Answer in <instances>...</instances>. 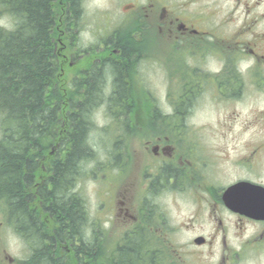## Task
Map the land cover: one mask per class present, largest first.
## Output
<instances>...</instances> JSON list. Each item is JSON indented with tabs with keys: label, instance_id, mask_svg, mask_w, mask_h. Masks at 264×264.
I'll use <instances>...</instances> for the list:
<instances>
[{
	"label": "flooded vegetation",
	"instance_id": "1",
	"mask_svg": "<svg viewBox=\"0 0 264 264\" xmlns=\"http://www.w3.org/2000/svg\"><path fill=\"white\" fill-rule=\"evenodd\" d=\"M247 6L243 11L244 18L234 20L230 16L218 23L161 20V25L157 26L163 35L160 39L171 42L173 53L165 57L163 53H148V48H144L140 63L134 64L139 71L156 68L157 65L165 72V80L167 82L168 79L171 86L157 104L170 109V112L161 114L158 120L170 121L174 129L170 136L160 134L154 142L148 141L144 145L143 151L151 155H148L146 168V171L151 169L146 174L150 177V188L148 195L141 198L144 208L126 192L117 201L120 208L114 216L125 225L123 236L126 241L117 249L131 252V245L135 244L145 248L131 264H264V108L252 106V102L264 94V20H257L253 10L255 4ZM63 7L68 10L66 0ZM13 19L7 29L17 28V19L14 16ZM62 19L61 16L59 23ZM48 42L50 51L52 42L60 46L59 52H55V64L59 67L58 81L64 105H67L69 88L84 91L86 82L93 81V74L96 71L102 74L116 61L115 56L120 55L116 51L111 52V44H108L100 46L96 52L75 56L69 51L73 44L71 33L61 29L54 38L49 29ZM51 58L52 53L49 65ZM106 84L111 93L112 79H108ZM202 103L208 109L203 118L205 132H186L189 128L184 123L194 120ZM237 108L249 110L250 119L246 124L259 126L253 136L257 140L260 136V142L239 143L245 131ZM154 119L146 117L142 121L147 124ZM215 135L223 142L222 146L217 145L219 142ZM204 137L215 143V150L226 161V166L218 165L213 155L205 158L206 154H201ZM234 145L236 149L232 148ZM230 153H234L233 158ZM32 163L28 184L32 207H28V212L35 218L36 183L44 180L39 185L45 184L46 170L38 166L42 173L37 175L34 159ZM1 169L2 165L0 173ZM168 183L184 193L180 199L183 205L189 206L186 218L171 228L162 227L163 219L157 217L152 202L155 199L153 192ZM4 194L0 191V210H3L0 213V264H35L32 261L35 245L24 234L18 220L12 222V208ZM100 210L101 207H97L96 213ZM39 217L45 222L49 220L50 213L41 211ZM183 232L190 233L189 241H166ZM90 234L92 264H109L101 255L102 246L97 243L98 227L95 226ZM75 236L80 238L79 250L82 239L79 234ZM115 249L111 251L109 262L117 258ZM79 254L83 255L80 250ZM170 258L172 260L168 261Z\"/></svg>",
	"mask_w": 264,
	"mask_h": 264
},
{
	"label": "trees",
	"instance_id": "2",
	"mask_svg": "<svg viewBox=\"0 0 264 264\" xmlns=\"http://www.w3.org/2000/svg\"><path fill=\"white\" fill-rule=\"evenodd\" d=\"M58 1L2 0L5 10L17 19V28L13 32L0 33V191L5 193L4 197L11 205L12 222L17 219L29 241L37 246L32 259L35 264H62V259L56 257L54 252L58 251L62 242L73 239L76 234L84 239L79 248L81 253L88 256L93 252L92 242L84 234L87 225L78 194L72 193L74 178L80 165L95 157L87 143L91 125L88 118L92 109L101 105L103 94L107 91L106 81L110 78L112 92L104 100L125 118L130 116L134 108L125 80L128 66L136 58L137 51L134 47L138 43L132 44L127 39L118 41L117 36L125 33L134 35L139 31L137 27L115 31L114 39L111 38L109 43L121 55L115 58L114 65H109L104 70L103 80L101 71H96L91 77L93 81L86 82L84 91H76V87H71V91H68L67 119L64 124L67 131V153L64 159L57 158L49 162L52 175L48 182L37 189L33 218L32 213L28 212V207H32V195L28 192L33 171L32 159L35 160L37 174V167L42 164L49 144L56 141L60 145L63 125L60 113L64 96L58 81L59 67L55 64V52L60 46L52 42L50 51L49 29L52 30V38L58 35L56 28L70 32L73 44L69 51L77 48L74 45L76 36L73 29L80 20L81 0H66L67 11L60 9ZM59 15L63 17L61 23L58 21ZM50 53L52 62L49 65ZM97 95H102L100 100H97ZM122 124L125 132L134 129L127 119ZM117 142L122 147L124 141L119 138ZM41 211L50 213L52 223L49 221V225H46V222L40 220ZM141 246L131 245V252L119 250L117 258L109 264L136 262L143 254ZM130 256L133 258L130 259Z\"/></svg>",
	"mask_w": 264,
	"mask_h": 264
},
{
	"label": "rangeland",
	"instance_id": "3",
	"mask_svg": "<svg viewBox=\"0 0 264 264\" xmlns=\"http://www.w3.org/2000/svg\"><path fill=\"white\" fill-rule=\"evenodd\" d=\"M191 1L192 0H83L81 5L82 18H80L75 24L77 31L81 28L79 36L77 35V40L78 42H81V44L84 43L83 46L86 47L88 44L92 45V42L95 41V39H97V41H95L94 44H99V41L105 40L108 34L112 33V36H114L115 29L118 27L121 29L119 31H127L133 27H137L140 30V26L145 23L147 25L158 23L159 11L153 16V18L148 17L145 21L143 19L144 15L142 12L147 9L149 3H151L154 8H165L166 10H169L170 13L173 11L180 12V14L183 15L184 18H188V20L193 18V16H197L200 20L212 23H218L230 18V16L234 20L244 18L243 11L248 7L247 5L251 4H256V8H253V10L257 14V17H262V15H264V0H198L197 2H194V4H190ZM168 19L172 20L173 18L170 15ZM7 21L9 22L10 20L7 19ZM135 36L136 37H133V35L130 36L125 33L124 35L117 36V39H119L118 41L121 39H127L128 41L130 40L132 44L134 42L138 43V45L135 44L134 47L135 51H137L136 58L130 63V69L125 80L126 84H128L127 88L129 89L134 105L133 111L130 112L128 118L129 120L131 118L138 119L139 116V120L136 122L134 121L135 124L133 125L136 133H133V136L128 134L129 139H127V142L123 140L126 132L124 131L123 124L119 121L124 120V118L115 107L112 105L109 106V103L107 107L101 106L92 109L88 118L91 125L88 131L89 140L87 143L94 151L95 157L93 160L80 165L79 173L81 175L78 176L80 179L78 184L74 187L78 196L84 200L86 210L89 213L90 220L85 228V230L88 231L86 238H88L89 241H91L92 238L90 232L95 227L91 222L93 220V214L101 203L105 204L102 210L98 212L99 217H101L103 238L100 240L98 237L97 243L99 246H102L103 253H101V255L106 258L107 263H109V258L113 253L111 251L121 243V236L124 235L123 232L125 230V225L119 220V218L116 220L115 217L111 216L113 213L112 209H115L118 213V209L120 208L119 203L116 201L117 198L125 196L126 192L127 196L133 195L135 202L138 201L139 206L144 208L143 199L141 198L145 197V192L149 191V189L146 190L147 176L145 175L147 172L149 173V171H151V169L146 171V168L149 165V157L141 150L146 141L156 135L150 128H146L144 124H141L143 114L142 109L139 108V102L144 99V89L139 82H141L143 86L148 87L150 92H152L158 99H162V97L165 96V92L169 86L168 82H165V73L162 70L149 67L146 70L139 71V68L134 66V64L140 63L139 58L143 55L142 52L145 44L144 41L141 40L142 35L140 32ZM148 36L152 41L157 40L162 42L161 40H158L160 36L156 29L149 30ZM164 44L166 45V43ZM160 46L161 44L158 43L157 47ZM113 49L117 50L115 48ZM119 54H121V52H119ZM101 78L103 80L104 74H102ZM101 96L97 95V100H100ZM103 96L105 99V94H103ZM204 105L205 103L200 104L192 122L188 121L184 123L187 128H190L187 132L202 133L198 132V130L205 125V119H202L205 117ZM252 106L258 109H263L264 94L257 97L252 102ZM164 107H162L163 113L168 114V109ZM237 111L240 113L239 121L245 131V135L239 143L260 142V136L258 140L253 136V133L257 131L259 126L246 124L250 119L249 110L245 108H237ZM149 114L150 111L147 112V115ZM61 117L65 124L66 117L64 111L61 112ZM212 122L215 124V120ZM65 134H67V131ZM119 136H121V139L124 141L122 147H120L121 143L117 142ZM201 138L202 137H200V139ZM215 139L219 142L217 145L220 144L222 146L223 142L218 138V135H215ZM60 140L61 143L57 147L55 146L56 141L51 143V146L46 149V156L48 155V152L51 151L55 160L57 158L62 159L65 157L67 153V143L66 137L63 133L62 139ZM202 142L204 148L201 149V154L203 156L206 154L205 158L213 155L217 159V162L219 163L218 165H227L226 161L219 157L220 153L215 150V143L213 141L208 137H204ZM236 145L232 148L236 149ZM115 154L126 155V163H124L125 158L120 156L117 164H114L112 156ZM230 157L233 158L234 153H230ZM45 164L48 165L49 161ZM96 173L97 175H103L105 177L100 176V179H96ZM130 184L132 185L130 186ZM152 196L155 197L152 202L154 204V210L157 211V217L160 216L163 219L162 227L168 226L171 228L172 226H176L188 215L189 206L187 207L182 204L180 198L183 195L180 193L178 187H173L170 183L164 184L161 188L153 192ZM177 198H179V201L176 200ZM176 203L178 204L176 205ZM2 212L3 210H0V213ZM1 220L0 214V221ZM49 221L52 223V220L49 219ZM81 227H83V225H81ZM189 237L190 233L183 232L182 235L173 237V239L172 237H169L166 241H175L176 243L185 242L189 241ZM76 240L78 239L75 238L71 242L75 243ZM125 244L126 241L124 240L123 245ZM35 247L37 246L35 245ZM143 249L145 250V248ZM118 251L119 250L116 249L117 253ZM54 254L58 258L59 254H62L65 260L67 258L64 250L61 252L59 251L58 253L55 251ZM129 258L132 259L133 256H130ZM68 263H73V260L69 257Z\"/></svg>",
	"mask_w": 264,
	"mask_h": 264
},
{
	"label": "bare ground",
	"instance_id": "4",
	"mask_svg": "<svg viewBox=\"0 0 264 264\" xmlns=\"http://www.w3.org/2000/svg\"><path fill=\"white\" fill-rule=\"evenodd\" d=\"M80 179V178H79ZM71 202V201H70ZM78 207V206H77ZM81 209V208H80ZM50 245V244H49Z\"/></svg>",
	"mask_w": 264,
	"mask_h": 264
}]
</instances>
